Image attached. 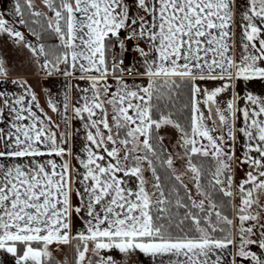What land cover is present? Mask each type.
I'll return each mask as SVG.
<instances>
[{
  "label": "snow or ice",
  "instance_id": "6c2138e0",
  "mask_svg": "<svg viewBox=\"0 0 264 264\" xmlns=\"http://www.w3.org/2000/svg\"><path fill=\"white\" fill-rule=\"evenodd\" d=\"M41 5L15 0L12 21L0 12V44L45 77L86 82L71 86L85 142L74 156L69 86L62 104L46 101L61 130L0 57V84L16 89L0 87V253L14 264H69V251L71 264H264V96L237 91L264 81V0ZM129 51L143 71L125 66Z\"/></svg>",
  "mask_w": 264,
  "mask_h": 264
},
{
  "label": "rangeland",
  "instance_id": "374dc122",
  "mask_svg": "<svg viewBox=\"0 0 264 264\" xmlns=\"http://www.w3.org/2000/svg\"><path fill=\"white\" fill-rule=\"evenodd\" d=\"M35 2L37 3L38 6L42 7L41 0H35ZM14 3H15V0H0V12H3L5 14V18L9 19L10 21L16 19V17L12 15L13 10H14ZM17 26L20 27L19 25ZM0 57H6L7 67L9 69L10 74L12 75H15V76H22V75L29 76L30 75L32 79H35L34 77H39V76L45 77L43 72L39 71L36 65L30 63L28 54L26 52H18L16 48L11 44L10 41L7 42V45L0 44ZM41 80L43 79H37L38 82H34L35 90L40 96V98L44 97V93H43L44 91L41 90V87H40L41 85H39V82ZM44 80L47 81L49 85V89H52L51 90L52 93L56 90V94L52 96L51 99L57 102L58 104H62L68 80L58 75H54L51 77H45ZM249 84L254 85V86L259 85L260 87L262 85V83L259 81L249 82ZM244 86H245V83L242 81L239 82L237 86L239 89L238 92H240L241 95H243L244 93L242 90L240 91V89L243 88ZM41 100L40 101L41 103H44L43 105H45V110L48 111V114L52 116L53 120L57 121L58 123H61V128H63V124L60 121L57 113H52L49 109H47L45 100H43L42 98ZM68 116H70V112H68ZM69 120H70V124H69L70 129L72 128V130H74L78 134H85V131L82 127V123L79 120H76V119H69ZM71 121H72V124H71ZM169 135H171L173 138L175 137V133L172 131L169 132ZM237 149L239 150V147ZM80 153L81 151L77 152V154L75 153V155H78ZM75 167L77 168L79 167L78 162ZM177 167L180 171L183 170L182 166L177 165ZM72 199H73V202L75 203L77 202V197L75 196V194H73ZM75 223L78 226L77 220H75ZM68 259L71 260L70 251H69Z\"/></svg>",
  "mask_w": 264,
  "mask_h": 264
},
{
  "label": "crops",
  "instance_id": "0c3cea01",
  "mask_svg": "<svg viewBox=\"0 0 264 264\" xmlns=\"http://www.w3.org/2000/svg\"><path fill=\"white\" fill-rule=\"evenodd\" d=\"M127 60L129 61V63L135 64L138 68L141 69V71H143V68L141 67V58L134 51H129L127 53ZM58 76H62V75H58ZM17 77H23V78L27 79L29 81V83L31 85H33L34 89H35L34 82H38L37 79H43V80H41L39 82V85H41L40 86L41 90L44 91L43 92L44 93V97H41V98L43 100H45V102L48 99H51L52 96H54L56 94V90L52 93V91H51L52 89H49V85H48L47 81L44 80L45 77L39 76V77H34L35 79H32V77H30V75L29 76H27V75L15 76V75L11 74L9 79H16ZM66 79L68 80V83H67L66 86H69L68 89H67L68 90V95H69V104H70V107H69V112H70L69 119H73L72 118V113H71V105L73 103H75V101L77 100L79 94L75 90V88L71 87V86L79 85L80 87H86L87 84L84 81H80V80L74 79V78H66ZM138 82L146 83V81H138ZM259 82L262 83L261 87L259 85L258 86H254V85H251V84L247 83V84H245V86L243 88L240 89V91L242 90L243 93L251 91L253 94L264 96V81H259ZM204 86L212 88V87H216V86H219V85H218V83H208L207 85H204ZM0 87H3L4 90H13V91L16 90L15 86H13L8 81H4L2 84H0ZM237 91H239L238 87H237ZM229 96H230V94H225L223 99H228ZM38 98H39V101H40L41 98H40L39 95H38ZM41 101H40V103H41ZM242 103H243V101H242ZM41 104L43 105L44 103H41ZM71 124H72V121H71ZM61 130H63V128H61ZM68 132H69V143L72 146L73 155L75 156V153L77 154V152L81 151L82 145L85 142V134L76 133L74 130H72V128L70 129V126L68 127ZM237 154H239V150L238 149H237ZM57 159L59 160V158H57ZM70 164L75 167L77 165V162H76L75 159H71L70 160ZM73 203L75 204V202H73ZM76 203H78V200H77ZM79 223H80L79 220H77L78 226H79ZM112 255L117 260L124 259L116 251L112 252ZM0 262H2V264H14V258H12L9 255L0 253ZM69 264H71V260H69ZM127 264H151V261L149 260V258L144 257L142 255H133L131 258H129L127 260Z\"/></svg>",
  "mask_w": 264,
  "mask_h": 264
},
{
  "label": "built area",
  "instance_id": "2783aa9c",
  "mask_svg": "<svg viewBox=\"0 0 264 264\" xmlns=\"http://www.w3.org/2000/svg\"><path fill=\"white\" fill-rule=\"evenodd\" d=\"M129 64H131V63H129V61H127V59L125 60V66H128Z\"/></svg>",
  "mask_w": 264,
  "mask_h": 264
},
{
  "label": "trees",
  "instance_id": "16d2710c",
  "mask_svg": "<svg viewBox=\"0 0 264 264\" xmlns=\"http://www.w3.org/2000/svg\"><path fill=\"white\" fill-rule=\"evenodd\" d=\"M49 43L53 42V41H48Z\"/></svg>",
  "mask_w": 264,
  "mask_h": 264
}]
</instances>
